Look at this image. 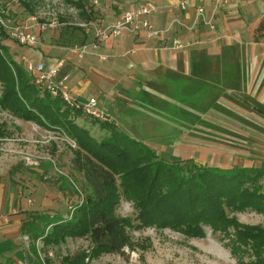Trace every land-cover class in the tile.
<instances>
[{"label": "rangeland", "instance_id": "1", "mask_svg": "<svg viewBox=\"0 0 264 264\" xmlns=\"http://www.w3.org/2000/svg\"><path fill=\"white\" fill-rule=\"evenodd\" d=\"M23 1L29 7L17 0H0V21L8 27L0 23V33H3L0 41L9 49L5 55L25 69L30 64L35 66L42 57L38 49L44 43L43 37L49 34L33 28L32 31L40 33L38 44L31 47L11 36L8 38V29L26 24L32 18L42 23L57 20L64 24L54 30L58 38L74 36L80 42L85 37L76 33L81 29L79 24L107 16V9L111 13L119 11L120 17V8L128 9L135 3V0H98L99 5L95 6L92 0H72V3H82L83 10L67 0ZM137 1L148 3L147 0ZM205 10L212 14L210 1ZM233 11L223 21L232 28L229 36L235 31L239 38L225 45L216 42L222 21L220 10L217 11L213 22L215 31L202 25L214 35L190 42L183 40L187 47L167 51L171 59L166 60V65L144 70L147 77L137 79L139 83L134 85L133 107L115 118V127L81 113L73 115L71 112L70 119L98 141L114 133L136 141L158 159L264 171V0H250ZM90 12L93 16L88 18ZM59 42L55 41V46L61 47ZM76 47L68 52L74 54L71 50ZM25 71L31 76L27 69ZM32 83L35 84V80ZM39 89L40 96H45L46 91ZM4 93L5 85L0 81V98ZM86 155L66 131L23 120L0 105L1 264H42L43 261L46 264L69 261L70 264L81 258L83 264L256 262L251 249L233 250V228L229 236L214 231L209 225H203L205 234L199 237L155 226L131 229L132 247L126 248L124 255L101 253L93 257L94 246L89 235L68 237L58 245H46L42 239L33 242L32 238L24 236L20 223L29 214L53 209L72 212L74 203L90 194L80 167ZM254 186L249 188L259 186L264 191V175ZM115 193L118 198L115 214L133 220L138 226L136 201L119 175L115 176ZM226 211L240 224L264 230V213L249 208ZM18 217L20 222L16 220Z\"/></svg>", "mask_w": 264, "mask_h": 264}, {"label": "trees", "instance_id": "2", "mask_svg": "<svg viewBox=\"0 0 264 264\" xmlns=\"http://www.w3.org/2000/svg\"><path fill=\"white\" fill-rule=\"evenodd\" d=\"M17 1L29 7L27 2ZM72 4L84 10L82 3ZM92 16L90 12L87 17ZM6 36L10 38L9 34ZM8 50L0 41V81L5 85L0 105L23 120L66 131L87 154L80 167L90 194L75 202L72 212L53 209L29 214L21 227L24 236L33 242L42 239L46 245H58L68 237L89 235L93 257L101 253L124 255L125 249L132 247L131 229L155 226L199 237L205 234L203 225H209L229 236L233 228V250L251 249L256 256L253 264H264V230L242 225L226 211L249 208L264 213V191L259 186L249 188L264 171L158 159L136 141L114 133L98 141L70 119L71 112L73 115L81 112L67 107L61 98L48 92L40 96V89L32 83L36 75L30 76L27 68L8 58L5 55ZM105 124L115 127L110 122ZM116 175L123 178L136 201L138 226L114 212L118 203ZM83 263L81 258L70 264Z\"/></svg>", "mask_w": 264, "mask_h": 264}, {"label": "crops", "instance_id": "3", "mask_svg": "<svg viewBox=\"0 0 264 264\" xmlns=\"http://www.w3.org/2000/svg\"><path fill=\"white\" fill-rule=\"evenodd\" d=\"M104 1L106 2L107 0ZM147 1L153 2L159 7L158 12L150 17V22L156 29L164 28L175 19L181 20L188 26L194 24L196 18L195 6L197 4L199 6L197 0H193L190 3L191 7L189 6L185 12L177 8V5L182 0ZM249 1L230 0L227 5L218 9L222 19L219 25L220 29L217 31L220 36H229V30L232 29L228 28L229 24L223 21L224 18L235 12L233 11L234 8L241 7ZM192 3L193 6L191 5ZM139 4L142 3L135 0V3L131 4L128 9L120 8V11L123 14L125 11L136 8ZM106 14L107 16L102 15L99 18H94L95 21H89H92V23L102 22L105 26H109L120 18L119 11L118 13L115 11L111 13L107 9ZM175 27L176 29L172 30L165 39L147 38L143 32L137 35L127 34L121 38L111 39L101 44L97 49L89 48L88 54L82 59L77 54H71L68 51L73 46H81L92 42L94 39L92 34H87V32L79 28L80 31L76 33H82L85 37L79 42L74 36L66 39L58 38L57 32L51 30L46 33L49 34L48 36L43 37L44 43H41L40 49H38L42 57L38 58L39 60L35 64H44L46 70H51L60 61H63L64 64L57 80H60L62 76L69 75L67 87L71 95L81 102H87L92 98L97 99L110 117L111 122L115 124V118H119L120 114L126 109L133 107L134 104L132 102L135 100L133 97L134 85L137 86L139 83L137 79L147 77L148 74H143L144 70H151V68L159 67L162 64L166 65V60L171 59L170 53H167L170 50L165 48L168 44H172V41L176 38L190 42L196 39H207L209 36L214 35L210 31L207 32V29L203 28L202 25L196 26L191 32L179 26ZM35 32L34 30L32 31L38 37L40 32L38 33V30ZM232 33L235 35V31ZM237 37L239 38L238 34L234 36L236 39ZM213 39L215 38L211 37V40ZM55 41L59 42L61 47L55 46ZM63 42L64 46H62ZM69 81L70 84L68 85ZM120 86L122 87L118 89ZM16 220L21 221L19 217ZM22 224L23 222L20 223V227H22Z\"/></svg>", "mask_w": 264, "mask_h": 264}, {"label": "built area", "instance_id": "4", "mask_svg": "<svg viewBox=\"0 0 264 264\" xmlns=\"http://www.w3.org/2000/svg\"><path fill=\"white\" fill-rule=\"evenodd\" d=\"M193 0H182L177 8L185 12L188 10L190 3ZM201 5L196 9V18L192 26H188L186 23L179 19L172 20L169 25L162 29H156L150 22V17L158 12L159 7L153 2L139 4L136 8L125 11L114 24L105 26L102 22H88L79 24L78 26L87 32V34H92L94 39L90 43L77 46L71 51L77 54L79 58H84L88 54L89 48L97 49L101 44L111 40L121 37L123 34L137 35L139 33H144L147 38L153 39H165L167 34H169L175 26L180 28L193 31L198 25L209 26L212 31L216 30L213 25L216 12L221 6L227 5L230 0H197ZM210 1L212 4V14L205 10L206 3ZM93 5H99L98 0H92ZM4 28H8L3 21H0ZM64 24L57 20H52L49 22L42 23L36 18H32L28 23L22 24L16 28L8 29V34L15 40H17L22 45H28L34 47L38 44V37L32 33V29L37 27L41 32H48L50 30H55ZM234 36H220L216 41L220 45H225L230 42H234ZM187 45L182 39L176 38L172 41L170 47H165L170 51L183 50ZM64 62L60 61L57 66L51 70H46L44 64L33 65L30 64L27 70L33 74H37L35 79V85L39 88L50 93L53 97H59L63 100L65 105L74 111H79L83 115L101 121L103 123L111 122L110 117L105 112L104 108L101 106L100 102L92 98L87 102H81L77 98L71 95L67 82L69 80V75L62 76L60 80H57L59 72L63 66ZM42 264H46L45 261Z\"/></svg>", "mask_w": 264, "mask_h": 264}]
</instances>
